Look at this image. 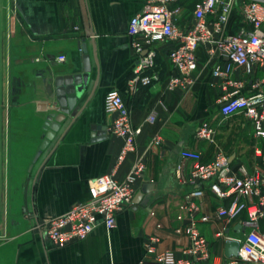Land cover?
Instances as JSON below:
<instances>
[{"label": "crops", "instance_id": "0c3cea01", "mask_svg": "<svg viewBox=\"0 0 264 264\" xmlns=\"http://www.w3.org/2000/svg\"><path fill=\"white\" fill-rule=\"evenodd\" d=\"M145 1H0V149L4 156L0 167V264H133L144 257V243L151 234L159 236L158 250L169 249L181 256L189 245L182 230L186 214L181 205L192 188L187 180L194 162L181 151L197 150L202 161H209L221 149L234 171L240 166L248 171L264 169L255 153L257 147L264 148V140L252 134L244 114L238 112L223 120L219 113L220 99L236 88L231 82H242V93L252 91L242 68L214 76L217 61L201 45L196 50L193 85L169 89L172 66L167 51L173 42L162 41L153 68L159 81L150 86L130 84L136 55L127 27ZM192 22L191 9L184 7L179 25ZM81 43L91 63L88 86L33 163L45 133L46 112L37 104H54L57 74L81 70ZM59 54L66 59L57 62ZM226 60L222 57L218 62ZM115 94L129 108L132 124L141 127L135 149L119 164L123 139L107 130L115 117L110 104ZM202 121L216 128L212 142L195 136ZM92 125H105L108 136L93 141L97 131ZM156 136L161 141L148 148ZM142 154L145 169L135 183L136 193L141 192L142 197L137 205L132 203L118 213L115 227L100 224L85 239L64 247H56L39 232L43 220L89 197L92 178L114 171L121 180ZM200 201L208 213L219 205L209 191ZM221 225L217 219L202 224L201 230L208 239L212 237V251L223 255L224 242L214 237ZM235 226H229L230 233L235 234ZM217 263V257H212L201 264Z\"/></svg>", "mask_w": 264, "mask_h": 264}, {"label": "built area", "instance_id": "2783aa9c", "mask_svg": "<svg viewBox=\"0 0 264 264\" xmlns=\"http://www.w3.org/2000/svg\"><path fill=\"white\" fill-rule=\"evenodd\" d=\"M184 7L191 9L190 26L179 25ZM127 33L136 55L129 79L133 85L150 86L159 81L153 68L158 43L162 41L173 42L167 51L172 66L167 78L169 89L193 85L196 50L201 45L217 61L212 68L214 76L223 77L234 67L242 68L249 76L252 91L242 93L243 83L231 82L236 88L220 99L219 113L224 120L242 112L254 136L264 140V0H146L142 9L129 19ZM222 57L227 60L218 62ZM65 59L64 54L55 58L57 62ZM257 72L261 75L256 76ZM110 104L115 117L107 130L123 139L116 161L119 164L135 149L141 127L132 124L130 110L120 94L113 95ZM215 132L213 125L202 121L195 136L212 142ZM160 141L159 136L154 137L148 148ZM255 153L264 165V148L257 147ZM181 155L194 161L187 180L192 188L181 205L186 214L182 230L189 245L177 256L169 249L158 250L159 236L151 234L144 243V257L133 264H201L212 257H217V264H264V169L248 171L240 166L234 171L229 156L221 149L209 161H202L201 153L193 149H183ZM144 169L145 154H142L121 180L115 177L114 171L92 178L88 184L89 197L74 203L64 213L43 220L38 225L39 232L56 247H64L85 239L100 224L107 229L115 227L118 213L133 203L135 183ZM206 191L219 200V205L209 213L203 211L200 201ZM217 219L222 225L214 237L223 242L237 240V255L212 251L201 225ZM234 223L240 229L232 234L229 226Z\"/></svg>", "mask_w": 264, "mask_h": 264}, {"label": "water", "instance_id": "95a60500", "mask_svg": "<svg viewBox=\"0 0 264 264\" xmlns=\"http://www.w3.org/2000/svg\"><path fill=\"white\" fill-rule=\"evenodd\" d=\"M82 50V67L78 72L72 73H59L54 78V104L50 105L46 102H39L37 107L39 110L45 111L46 115L43 121L42 129L45 131L43 139L32 159L36 162L40 154L46 149L50 141L55 137L59 131L62 122L66 119L67 115L74 109L77 101L83 95L88 86L91 63L90 57L84 43L80 44ZM91 129L97 131L96 137L92 134V140L104 139L108 136L105 125H92ZM142 193L138 192L133 198V204L137 205L140 202ZM240 225L235 226L238 232ZM239 250V243L237 240H227L224 242V254L226 256L237 255Z\"/></svg>", "mask_w": 264, "mask_h": 264}, {"label": "rangeland", "instance_id": "374dc122", "mask_svg": "<svg viewBox=\"0 0 264 264\" xmlns=\"http://www.w3.org/2000/svg\"><path fill=\"white\" fill-rule=\"evenodd\" d=\"M1 1V0H0ZM1 84V83H0ZM1 100H2V95H1V93H0V103H1ZM1 117L3 118V113L1 112V110H0V121H1ZM1 123V122H0ZM1 126V125H0ZM252 128V127H251ZM252 132H253V129H252ZM253 134V133H252ZM254 135V134H253ZM3 154H2V151H1V149H0V167H1V163H2V160H3ZM211 236H210V240H211Z\"/></svg>", "mask_w": 264, "mask_h": 264}]
</instances>
